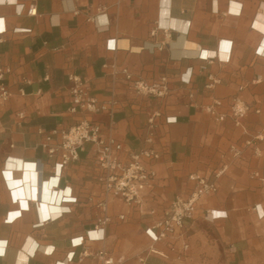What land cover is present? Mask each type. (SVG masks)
I'll list each match as a JSON object with an SVG mask.
<instances>
[{
	"label": "crops",
	"instance_id": "obj_1",
	"mask_svg": "<svg viewBox=\"0 0 264 264\" xmlns=\"http://www.w3.org/2000/svg\"><path fill=\"white\" fill-rule=\"evenodd\" d=\"M32 3L36 15L28 14ZM261 47L264 0H0V60L13 91L0 108V264H102L96 257L102 249L121 264H139L143 255L150 264H264V216L255 208L264 212V183L254 176L264 172V142L261 156L244 145L264 132ZM123 69L149 83L167 76L169 95L138 93ZM71 73L88 79L101 100L115 94L112 113L88 117L122 143V160L144 148L160 153L147 160L158 177L141 209L105 194L91 143L61 176L54 173L40 130L68 128L82 117L68 111ZM210 75L220 80L213 88L206 87ZM235 95L252 107L244 119L247 132L231 117L218 122L203 109L221 100L227 110ZM170 117L176 120L168 123ZM232 145L242 148L241 156L231 154ZM11 159L36 163L40 180L31 191L26 181L12 184L23 170L10 166ZM192 173L216 181L218 189L201 198L171 250L148 229L173 199L192 192ZM48 185L71 188L75 200H63L43 220ZM20 186L25 194L16 196ZM103 200L112 219L99 239L93 229ZM15 210L21 214L10 220ZM29 239L37 243L34 253L26 250ZM184 242L189 250L180 255Z\"/></svg>",
	"mask_w": 264,
	"mask_h": 264
},
{
	"label": "built area",
	"instance_id": "obj_2",
	"mask_svg": "<svg viewBox=\"0 0 264 264\" xmlns=\"http://www.w3.org/2000/svg\"><path fill=\"white\" fill-rule=\"evenodd\" d=\"M98 10L102 12L104 9L100 6ZM28 14H37V7L34 3L30 4ZM89 19L95 21L96 16H92ZM7 73L8 70L2 65L0 60V108L13 96V91L7 83ZM123 73L128 80H132L135 90L140 94L165 97L170 93L167 76H162L158 81L149 83L144 79H133V75L128 69H123ZM69 80L70 106L68 111L80 113L82 117L68 128H56L51 131L40 130V133L43 135L42 146L46 149L49 157L54 158V173L61 176L63 169L80 160V151L84 150L87 143H91L96 149L98 167L103 172L99 180L105 194L120 198L127 205L141 209L148 200V192L154 188L158 177L156 169L148 165L147 160L158 159L160 153L154 148H144L131 151L128 159L126 161L122 160L120 157V153L123 150L122 143L113 137L105 136L102 132L101 124L88 117L89 115L103 112L112 113L117 105L115 94H112L108 99L101 100L93 92V86L88 79L79 74L71 73ZM219 82V79L210 75L206 87L213 88ZM190 95L191 97L194 96L193 94ZM222 107L223 102L215 100L213 103L205 105L203 109L211 118L218 122H223L231 117L236 125L242 127L247 132L244 119L252 107L239 95L233 97L227 110H222ZM255 111L257 113L261 112L260 109H255ZM19 114L21 117H24L23 113L20 112ZM175 120V118L170 117L167 119V122L171 123ZM149 122L153 127L154 118L151 117ZM149 141H151V138H149ZM262 142H264V132H260L254 137L247 139L244 145L251 147L257 156H261L262 149L260 144ZM230 152L235 157H239L242 155L243 150L237 145H232ZM225 170L226 167L217 175H220ZM254 176L260 177L264 183V172L255 171ZM190 179L195 183L192 192L187 197L177 196L173 199L163 215L156 219L150 229H148V233L155 241H167L171 246V250H177L173 239L184 228L186 220L193 218L196 206L201 198L215 193L218 189L216 181H212L202 174L192 173ZM70 197V200H75L72 197V191ZM99 206L103 214L98 219L93 231L99 233V239H103L104 228L112 218L108 214L107 200L100 202ZM255 208L258 210L260 216L263 217L264 212H261L260 205H256ZM212 214V212L208 211L205 218L208 220ZM121 218H124V216L121 215ZM83 242L84 239L82 237L80 244ZM188 250L189 244L184 242L180 255ZM150 251L165 256L164 253L157 249L151 248ZM74 254V252L70 254L71 259L74 257ZM83 254L89 255L90 252L86 249ZM96 257L101 260L102 264H121L120 261L116 260L105 249L99 250L96 253ZM138 260L140 264H150L147 256H140Z\"/></svg>",
	"mask_w": 264,
	"mask_h": 264
},
{
	"label": "bare ground",
	"instance_id": "obj_3",
	"mask_svg": "<svg viewBox=\"0 0 264 264\" xmlns=\"http://www.w3.org/2000/svg\"><path fill=\"white\" fill-rule=\"evenodd\" d=\"M264 48L261 47V51H263ZM207 55H212L215 56L216 53L214 51L211 52H206ZM9 165L10 166H16L19 167L23 170V175L21 179H14L12 180L13 185L19 186L20 183H24L26 181V185L30 191L32 190L31 184L32 183H37L40 180V175L37 170V165L36 163H24L23 160L21 159H11L9 160ZM8 176L11 177V174L8 173ZM58 179H54L52 183H57ZM24 185V184H23ZM38 189V188H37ZM36 190V188H34ZM44 190V189H43ZM45 192H49V197L48 200L43 202V208H42V213L41 217L43 220L49 219L52 216V213H50L51 210L56 211L60 209V204L61 202L68 201L71 199L70 193H71V188L63 189V190H53L50 189L49 185L46 186ZM24 193V188L21 186L16 188V196L23 195ZM25 194V193H24ZM46 198V197H45ZM22 204L24 207L28 206V203L25 199H22ZM220 212H216V214H219ZM21 213L19 210H15L10 214V220H14L16 217H18ZM37 248V243L29 239L28 245L26 246L27 252L34 253L35 249ZM21 253L20 254V259L19 262L22 263L23 261L27 260V255L28 253Z\"/></svg>",
	"mask_w": 264,
	"mask_h": 264
},
{
	"label": "rangeland",
	"instance_id": "obj_4",
	"mask_svg": "<svg viewBox=\"0 0 264 264\" xmlns=\"http://www.w3.org/2000/svg\"><path fill=\"white\" fill-rule=\"evenodd\" d=\"M232 154V153H231ZM138 262H139V260H138ZM140 264V263H139Z\"/></svg>",
	"mask_w": 264,
	"mask_h": 264
}]
</instances>
